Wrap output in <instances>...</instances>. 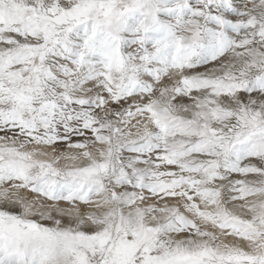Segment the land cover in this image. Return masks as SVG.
<instances>
[{"label":"snow or ice","instance_id":"1","mask_svg":"<svg viewBox=\"0 0 264 264\" xmlns=\"http://www.w3.org/2000/svg\"><path fill=\"white\" fill-rule=\"evenodd\" d=\"M0 264H264V0H0Z\"/></svg>","mask_w":264,"mask_h":264}]
</instances>
